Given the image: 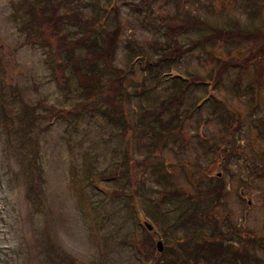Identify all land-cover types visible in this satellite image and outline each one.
<instances>
[{
	"label": "rangeland",
	"instance_id": "374dc122",
	"mask_svg": "<svg viewBox=\"0 0 264 264\" xmlns=\"http://www.w3.org/2000/svg\"><path fill=\"white\" fill-rule=\"evenodd\" d=\"M37 1L0 0V264H209L191 255L199 236L180 242L216 224L223 234L238 231L217 264H235L232 256L246 248L264 264V60L259 87L255 65L232 68L217 88L189 87L175 118L162 106L173 77L208 79L221 60L244 58L250 45L206 44L162 69L161 78L137 60L162 55L172 18L220 28L239 20L244 29L264 30L263 2L252 16L248 0H153L151 8L145 0H116V12L115 0H82L91 3L78 6L85 17L99 12L110 29L120 21L115 66L128 70L136 61L123 88L135 132L124 137L100 115L83 114L75 83L60 91L48 63L55 43H25L24 17L41 8ZM207 33L195 27L178 41L185 47ZM153 110L162 113L143 117ZM178 123L181 134L155 144L152 127L162 132ZM218 178L221 199L208 211L195 206L193 220L204 227L181 225L177 217L194 204L178 209L175 192L196 199ZM159 241L169 248L163 260Z\"/></svg>",
	"mask_w": 264,
	"mask_h": 264
},
{
	"label": "trees",
	"instance_id": "16d2710c",
	"mask_svg": "<svg viewBox=\"0 0 264 264\" xmlns=\"http://www.w3.org/2000/svg\"><path fill=\"white\" fill-rule=\"evenodd\" d=\"M81 1L42 0L40 9L35 10L32 8L24 17L25 21L22 28L27 34L25 43H30L31 45L40 44L43 47H49V42L55 43L52 50L53 55L51 52L48 63L51 66L53 78L57 82L60 91L68 92L71 83H75L80 95L86 101L83 105V114H87L90 111L95 113L94 116L100 115L112 128H118L124 134V137H129L130 133L134 130V126L130 123L126 112V103L131 94L126 91L124 93L123 88L124 82L128 74L131 73L130 71H132L136 61L131 62L128 70L115 66V57L123 32L122 25L118 21V14H116L117 26L110 29L107 26L108 18H100L98 11L97 14L99 16L85 17L83 11L78 6L83 5L82 7L87 8L91 3ZM152 2L153 0H145L143 3L151 8ZM248 2L252 16L260 11V7L262 6L260 2L264 4V0H248ZM38 3L39 1L36 0L37 6ZM115 3L116 0L112 2L111 10L116 12ZM173 19L167 23L168 29L163 35L165 46L162 49V55L156 59L150 57L143 58L144 55L137 56V60H142L144 63L143 69L148 72L156 71L160 78L162 77L160 76L162 69H171V65L177 59H181L187 53L204 47L206 44L222 42L227 45L249 44L250 47H248L244 58L238 57L221 60L212 70L208 79L200 78L199 76L188 79L178 76L173 77L171 79V96L162 102L163 111H170L174 115V107L183 102L189 87L200 83L203 85L210 84L212 87L217 88L226 73L232 68L245 71L249 66L255 65L259 70L255 86L259 87L261 85L262 75L260 73L262 69L261 60H264V30H259L258 28L250 30L247 27L244 29L239 20H232L226 28H220L211 26L200 20L179 23L177 18V20ZM195 27H203L208 33L201 34L200 37L184 47L178 41V37ZM73 28L75 31L72 32ZM67 71H69L68 74ZM255 86L252 85L247 89V93L252 91L250 93V100L253 102L255 100L253 90ZM73 113L76 114V112L69 111V114ZM159 113H162V111L153 110L146 112L143 117ZM175 117L174 115L173 118ZM180 129L182 130V124L178 123L172 130L169 127H164L163 131L160 132L158 131L159 129L152 127L151 132L154 134L155 144L159 146L163 138L161 137L162 135H174L177 137L178 134L182 133ZM261 132L264 136V128L261 129ZM157 154L158 151L156 154L149 156L147 163L152 158L155 161L158 156ZM232 155L233 152L229 154V156ZM224 186V180L218 178L216 181H212L205 193L196 199L187 197L184 192H175L176 195L178 194L176 199L179 203L178 209L186 202L194 204L190 205L188 209L186 208L177 217V220L182 221L180 224L187 228H189L187 224H195V227L197 225L204 227L198 221L196 224L195 220H193L195 219V214L198 212L195 206L207 204L208 207L206 208L208 211L211 208L210 205L218 202L224 195ZM217 228L216 224L211 225L209 230L206 231H194L190 237H185V242H180L187 244L189 241L194 240L196 236H199L197 237V239L199 238V243H196L191 254L194 255L196 262L199 259H204L209 264H217L221 258L220 256L225 251L224 245L226 241H230L229 244H232L235 234H238L237 230L223 234L221 233L222 231L218 232ZM168 249L165 247V252ZM164 254L166 253H163L161 256L162 260L164 259ZM232 259L235 264H237L236 261L238 262V259L241 262L238 264H261L262 262L259 261L261 258L249 248H246L243 253H235ZM164 264L176 263L167 260ZM185 264H191V262L187 261Z\"/></svg>",
	"mask_w": 264,
	"mask_h": 264
},
{
	"label": "water",
	"instance_id": "95a60500",
	"mask_svg": "<svg viewBox=\"0 0 264 264\" xmlns=\"http://www.w3.org/2000/svg\"><path fill=\"white\" fill-rule=\"evenodd\" d=\"M146 227L148 228L149 231H152V229H153V227L149 223H146ZM157 251H158V253H162L164 251L163 242L159 241L157 243Z\"/></svg>",
	"mask_w": 264,
	"mask_h": 264
}]
</instances>
